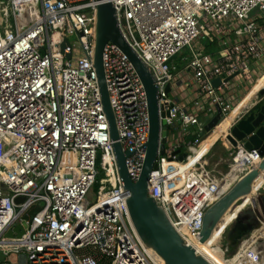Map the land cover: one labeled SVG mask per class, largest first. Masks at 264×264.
Returning a JSON list of instances; mask_svg holds the SVG:
<instances>
[{
    "label": "built area",
    "instance_id": "1",
    "mask_svg": "<svg viewBox=\"0 0 264 264\" xmlns=\"http://www.w3.org/2000/svg\"><path fill=\"white\" fill-rule=\"evenodd\" d=\"M109 1L123 39L157 84L160 116L163 106L168 112L148 196L190 246L200 241L206 210L231 185L218 194L227 174L207 170L205 156L188 171L182 164L209 136L205 118L219 110L215 130L253 93L230 133L264 105V0ZM98 5L0 0V264H162L134 229L118 175L94 68ZM103 68L118 141L129 153L127 173L136 182L149 137L145 91L111 43ZM236 154L245 157L244 169L233 182L261 160L243 143L228 156L235 165Z\"/></svg>",
    "mask_w": 264,
    "mask_h": 264
},
{
    "label": "water",
    "instance_id": "2",
    "mask_svg": "<svg viewBox=\"0 0 264 264\" xmlns=\"http://www.w3.org/2000/svg\"><path fill=\"white\" fill-rule=\"evenodd\" d=\"M99 5L96 12L95 23V58L94 68L97 75L101 102L104 113L109 124V133L112 148L116 157V166L121 180V186L129 193L127 207L131 222L137 235L148 248H151L165 264H209L206 260L196 255L193 248L183 243V240L170 225L163 211L155 201L148 196V181L153 170L157 169L158 151L163 154L167 137L165 117L168 116L166 106L162 107L160 116L158 104V87L150 71L142 64L129 45L123 39L115 16V9L109 0H97ZM111 43L116 46L132 64L138 75L146 95L147 110L149 117V137L146 143V155L143 162L142 172L139 179L133 182L127 173L125 159L129 153H123L118 141V131L115 119L109 103L108 92L105 84L103 68V51L105 46ZM69 57V56H67ZM218 80L212 85L216 86ZM263 95V92L261 93ZM206 136L210 135L220 122L219 110L216 115L205 118ZM232 148L243 143L247 151H257L261 158L260 164L249 173H245L205 212L201 230V243H205L215 230L222 218L231 211L232 205L239 199L252 192L254 183L264 173V105L259 106L256 111L251 112L246 118L241 119L227 136ZM185 155L180 157L184 160ZM258 200V198H256ZM256 200V202H257ZM21 200H18L19 203ZM35 210V209H33ZM32 212V211H31ZM30 212V213H31ZM262 217L250 218L247 213H237L234 219V227L231 229L227 239L226 252L239 245V241L245 235H252L254 230L260 229L264 223V212ZM251 219L252 221H250ZM249 222H246L248 221ZM17 236H21L22 227H15ZM7 238H12V232H8ZM260 247L264 252V238H260ZM258 261V262H257ZM253 264L260 262L259 257Z\"/></svg>",
    "mask_w": 264,
    "mask_h": 264
},
{
    "label": "rangeland",
    "instance_id": "3",
    "mask_svg": "<svg viewBox=\"0 0 264 264\" xmlns=\"http://www.w3.org/2000/svg\"><path fill=\"white\" fill-rule=\"evenodd\" d=\"M190 90H193L191 88ZM175 135L171 130L169 132V137H172V135ZM221 145L218 144V147H215L212 149V151H208L204 155H200L199 158L196 160V162L202 158L203 156L210 155V159H207L205 161V168L207 170H213V168L223 174L226 175L229 171L230 163L231 161H228V154L227 151H225V154H221V151L223 150V147L227 146V140L225 137H222L220 141ZM223 144V145H222ZM227 148V147H226ZM225 156L224 160L225 162H222L220 166H216L214 164L216 161H218L220 156ZM195 162V163H196ZM193 165L194 162H193ZM190 166L189 163L185 164V169H188ZM183 172V171H182ZM103 176L101 172H99L98 180ZM260 181H257V183L254 185V190L252 194L245 198L244 203L237 208L236 211L229 213L218 225L216 230L213 233V236L208 245H210V250L214 253V255L223 262V264H253V262L257 261V258L259 257L260 262L257 264H264V252L262 251L260 247V238H264V227L262 230L255 234L245 235L240 241L238 246H234L232 250L229 252H226V245H227V239L229 238V234L231 232L230 226H232V222L235 219L237 213H240L241 215H244L247 213V215L250 218H259V216L262 217V212H264V182H261V180H264V176L259 179ZM99 192L98 185L96 184L93 187L92 193L89 196V202L87 205L92 203L95 199V196ZM258 198V200L256 199ZM257 200V202H256ZM254 202V203H253ZM252 221L251 219H249ZM246 221V222H249ZM255 231V230H254ZM253 233V232H252ZM247 244L246 247L243 244ZM0 258H1V252H0ZM258 262V261H257Z\"/></svg>",
    "mask_w": 264,
    "mask_h": 264
},
{
    "label": "bare ground",
    "instance_id": "4",
    "mask_svg": "<svg viewBox=\"0 0 264 264\" xmlns=\"http://www.w3.org/2000/svg\"><path fill=\"white\" fill-rule=\"evenodd\" d=\"M252 96H253V93H251L245 100H244V102L237 108V109H235L231 114H230V116H229V118H227V120H225L223 123H221V125L219 126V127H217L204 141H203V143L199 146V148L198 149H196L195 151H194V155L193 156H191L190 158H189V161L188 162H185V163H183L182 164V171H188V170H190V168L191 167H193L194 165H193V162H194V164H196L197 162H196V160L199 158V156L200 155H204V154H206L209 150L210 151H212V149H213V147L216 145V143H218L221 139H222V137H225V139L227 140V136H228V134L229 133H227V131H228V129H229V127L231 126V124H232V121L234 120V118H235V115L236 114H238V112H239V110L241 109V107L243 106V105H245V104H247L250 100H251V98H252ZM228 141V140H227ZM228 143H229V141H228ZM219 145H221V144H219ZM229 145H230V143H229ZM231 146V145H230ZM232 147V146H231ZM209 153V152H208ZM201 159V158H200ZM199 159V160H200ZM235 159H236V161H237V165H235L234 163H233V161H232V163H230L231 165H230V167H229V171H228V173H227V176H225V177H227L226 178V182H225V184H224V186L222 185L221 187H220V191L218 192V194L219 193H221V192H224V190H226L227 189V187L229 186V185H233L234 184V182L233 181H235L236 180V175H238L239 176V174L241 173V172H243V169H244V159H245V157L242 155V154H236L235 155ZM228 161H231L230 159H229V157H228ZM196 162V163H195ZM260 162H261V160L259 161V160H256L255 161V163H254V165H253V167H252V169L253 168H256L259 164H260ZM186 163H189L190 164V166L188 167V169H185V164ZM251 169V170H252ZM250 170V171H251ZM250 171H248L247 173H249ZM264 176V173L262 174V176L260 177V178H262ZM259 178V179H260ZM258 179V180H259ZM257 180V181H258ZM256 181V182H257ZM255 182V183H256ZM233 183V184H232ZM255 183H254V185H255ZM254 185H253V187H254ZM219 186H220V184H219ZM252 192H253V189H252ZM252 192L249 194V195H247V196H245V197H243V198H241V199H239L238 201H236L233 205H232V207H231V211H229L223 218H222V220L229 214V213H232V212H234V211H236L237 210V208H239L243 203H244V200H245V198L246 197H248V196H250L251 194H252ZM225 193V192H224ZM223 193V194H224ZM223 194H221L220 195V197L218 198V200L221 198V196H223ZM217 200V201H218ZM216 201V202H217ZM221 220V221H222ZM221 221L219 222V224L221 223ZM218 224V225H219ZM264 224V223H263ZM218 225L216 226V228L218 227ZM216 228H215V230H216ZM214 230V231H215ZM259 229H257V230H255V231H258ZM136 231V230H135ZM214 231H213V233H214ZM213 233L210 235V237L208 238V240L205 242V243H201L200 241H195V242H190L189 243V245H190V247L191 248H193V250L195 251V253H196V255L197 256H199V257H201V258H203L204 260H206L209 264H223V262L222 261H220L215 255H214V253L210 250V245H208L207 243H209V241L211 240V238H212V236H213ZM200 240H201V237H200ZM243 245H245V247H246V243L245 244H243ZM151 249V248H150ZM153 253V252H152ZM155 256H156V258L162 263V264H165V262L157 255V254H155V252L153 253Z\"/></svg>",
    "mask_w": 264,
    "mask_h": 264
},
{
    "label": "crops",
    "instance_id": "5",
    "mask_svg": "<svg viewBox=\"0 0 264 264\" xmlns=\"http://www.w3.org/2000/svg\"><path fill=\"white\" fill-rule=\"evenodd\" d=\"M262 24H264V21H263V23ZM176 99H174V101L176 102V103H178V104H180V105H188V103H190V101H185V100H183V99H178L177 97H175ZM175 139H177L176 138V136L173 134L172 135V137H170V140L171 141H174ZM190 139V138H189ZM192 139V138H191ZM221 141V140H220ZM218 142V143H216V145L213 147V149L215 148V147H218V144H220L221 142ZM227 148L224 146L223 147V150L221 151V154L223 155V154H225V151H227V153L226 154H228V156H229V154L231 153V152H233V149L234 148H232L230 145H229V143H228V141H227ZM223 145V144H222ZM212 154V153H211ZM211 154L210 155H208V157L207 156H205L203 159H202V162L205 164V161L207 160V159H210V156H211ZM220 156L219 157V159H218V161H216L214 164H216V166H220L221 165V163L222 162H225V160H224V158H225V156ZM261 179V178H260ZM258 181H260V180H258ZM261 182H264V180H261ZM257 183V182H256ZM255 183V184H256ZM255 187V186H254ZM254 187H253V190H254ZM245 201V200H244ZM254 203V202H253ZM237 216V215H236ZM236 218V217H235ZM233 222H234V220H233ZM232 222V223H233ZM234 227V223L232 224V226H230V228L232 229ZM263 227H264V224H262V226H261V228L258 230V231H253V233L252 234H255V233H257V232H259L260 230H262L263 229ZM230 229V230H231Z\"/></svg>",
    "mask_w": 264,
    "mask_h": 264
},
{
    "label": "trees",
    "instance_id": "6",
    "mask_svg": "<svg viewBox=\"0 0 264 264\" xmlns=\"http://www.w3.org/2000/svg\"><path fill=\"white\" fill-rule=\"evenodd\" d=\"M208 48V52H210V48L209 47H207Z\"/></svg>",
    "mask_w": 264,
    "mask_h": 264
}]
</instances>
